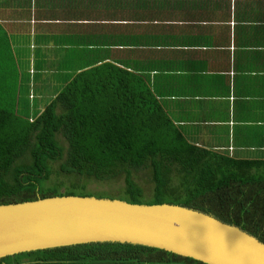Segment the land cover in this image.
<instances>
[{"label":"trees","instance_id":"obj_1","mask_svg":"<svg viewBox=\"0 0 264 264\" xmlns=\"http://www.w3.org/2000/svg\"><path fill=\"white\" fill-rule=\"evenodd\" d=\"M29 96V94H28ZM19 102L21 97H10ZM33 117L0 107V204L54 195H95L131 203H174L236 225L264 242V157H235L189 141L145 76L100 63L65 81ZM61 136L66 145H62ZM123 178L117 194L51 180ZM148 171L149 193L136 181ZM63 188V189H62ZM0 264H206L161 248L117 241L25 251Z\"/></svg>","mask_w":264,"mask_h":264},{"label":"crops","instance_id":"obj_2","mask_svg":"<svg viewBox=\"0 0 264 264\" xmlns=\"http://www.w3.org/2000/svg\"><path fill=\"white\" fill-rule=\"evenodd\" d=\"M2 41L40 108L112 63L146 77L189 141L264 157V0H0Z\"/></svg>","mask_w":264,"mask_h":264},{"label":"water","instance_id":"obj_3","mask_svg":"<svg viewBox=\"0 0 264 264\" xmlns=\"http://www.w3.org/2000/svg\"><path fill=\"white\" fill-rule=\"evenodd\" d=\"M108 241L161 248L206 264H264L263 241L179 204L76 194L0 204V258Z\"/></svg>","mask_w":264,"mask_h":264},{"label":"rangeland","instance_id":"obj_4","mask_svg":"<svg viewBox=\"0 0 264 264\" xmlns=\"http://www.w3.org/2000/svg\"><path fill=\"white\" fill-rule=\"evenodd\" d=\"M5 46V41L0 42V63L4 64V66H2L4 69H0V107L7 108L12 112L17 113V115L23 120H26L28 116L33 117L34 112L37 110L35 108L34 111L32 103H36L37 107L40 108L38 105L39 101H37V98L33 100L32 98H29L26 85L23 82H20L21 77H15V73L19 71V69L15 65V60L12 61L9 59V54H7L8 51L6 52V55H4L3 50L5 49ZM18 62L20 63V59ZM7 73L10 75L1 76ZM7 94L10 97H14L15 95L20 96L21 99L19 102H16L15 99L14 101L12 99L9 101ZM29 94H31L30 96L32 97L33 93L31 92ZM48 100L49 98L43 99L41 102L44 103ZM59 140L62 145H66L65 140L61 136H59ZM52 168L55 173H53L51 180L47 185L52 184L53 182H61L63 183L64 188L73 181L84 185L85 189L91 193H108L110 196L117 194V192L124 186L123 178L121 177L111 181H98L83 176L65 175L62 173L57 174L58 162L52 163ZM135 176L136 181L144 188L145 193H149L152 184L150 183V175L148 174V171H139Z\"/></svg>","mask_w":264,"mask_h":264}]
</instances>
